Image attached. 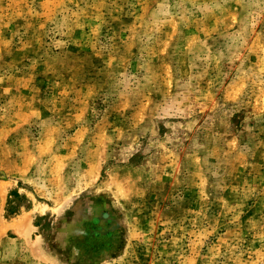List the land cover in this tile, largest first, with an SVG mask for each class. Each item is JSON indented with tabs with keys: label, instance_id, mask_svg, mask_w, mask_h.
I'll return each mask as SVG.
<instances>
[{
	"label": "rangeland",
	"instance_id": "obj_1",
	"mask_svg": "<svg viewBox=\"0 0 264 264\" xmlns=\"http://www.w3.org/2000/svg\"><path fill=\"white\" fill-rule=\"evenodd\" d=\"M0 264H264V0H0Z\"/></svg>",
	"mask_w": 264,
	"mask_h": 264
}]
</instances>
